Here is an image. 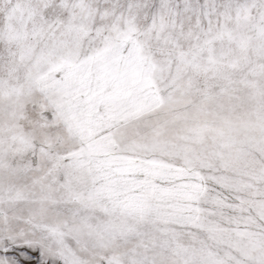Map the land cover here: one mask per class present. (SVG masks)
Returning a JSON list of instances; mask_svg holds the SVG:
<instances>
[{"label":"snow or ice","instance_id":"6c2138e0","mask_svg":"<svg viewBox=\"0 0 264 264\" xmlns=\"http://www.w3.org/2000/svg\"><path fill=\"white\" fill-rule=\"evenodd\" d=\"M0 264H264V0H0Z\"/></svg>","mask_w":264,"mask_h":264}]
</instances>
